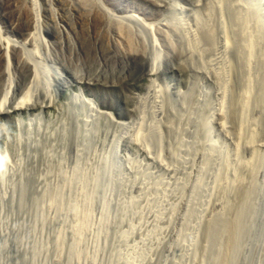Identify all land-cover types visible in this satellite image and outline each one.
Masks as SVG:
<instances>
[{
    "label": "rangeland",
    "instance_id": "1",
    "mask_svg": "<svg viewBox=\"0 0 264 264\" xmlns=\"http://www.w3.org/2000/svg\"><path fill=\"white\" fill-rule=\"evenodd\" d=\"M17 1L44 14L30 43ZM92 1L154 74L65 2L0 0L22 44L0 67V264H264V0Z\"/></svg>",
    "mask_w": 264,
    "mask_h": 264
},
{
    "label": "bare ground",
    "instance_id": "2",
    "mask_svg": "<svg viewBox=\"0 0 264 264\" xmlns=\"http://www.w3.org/2000/svg\"><path fill=\"white\" fill-rule=\"evenodd\" d=\"M34 1V0H33ZM60 2H65L66 3V5H70L77 13H78V15H83V16H85L86 18H91L92 20H93V22H94V28H100V29H103L105 32H107V33H109V34H111V43H112V49H113V51H114V53L117 55V56H119V57H121V58H123V59H128V60H126V61H129V60H132V61H134L135 60V62H136V60L137 61H139V62H141L142 63V65L143 66H146L147 68H148V70H149V73L150 74H152L153 72H155V71H153L154 70V66H155V61H153L148 55H147V53H146V49H144L145 47L143 46L144 45V43L142 44V43H138L137 41H136V37H137V39H138V32L136 33V31H135V29H134V31H133V29L129 26V25H127V24H125V23H123V22H120V21H118V20H116V19H113V18H110V16H108L106 13H104V12H102V11H99L98 10V14L97 15H93V9H94V2L92 1V0H59ZM19 1H17L16 2V4L14 5V9L15 10H13V11H15V12H17V14H20V13H24V15L23 16H21L20 15V17H19V19H17V22H15V23H13L12 24V28L17 32V34L20 36V37H22V38H24V39H26L29 43H30V41L35 37V34H36V32H39L40 33V31H41V21H42V19L41 18H43L41 15H44V14H41L40 12L39 13H37L36 11H35V9L33 10L32 8H30L29 7V5L28 4H26V2L25 3H21V2H19ZM35 3H36V1H35ZM152 3V2H151ZM155 5V4H154ZM34 6V5H33ZM38 8V7H37ZM39 9V8H38ZM37 9V11H39ZM103 9V8H102ZM43 10V9H42ZM95 10V9H94ZM43 11H45V10H43ZM249 10H247V12H248ZM19 12V13H18ZM42 12V11H41ZM49 12H50V10H49ZM251 12V11H250ZM237 13H239V12H237ZM47 14H49L50 15V13H47ZM96 14V13H95ZM222 14V13H221ZM234 14V13H233ZM236 14V13H235ZM240 14V13H239ZM243 14V13H242ZM242 14H240L239 16H241ZM250 16V15H249ZM256 16V15H255ZM133 17V16H132ZM135 17V16H134ZM242 17V16H241ZM252 17V16H251ZM238 18V17H237ZM244 18H246V17H244ZM261 18V17H260ZM260 18H258V19H260ZM40 19H41V21H40ZM44 20V19H43ZM247 20V19H246ZM250 20V19H249ZM237 21V20H236ZM242 22V21H241ZM246 22V21H245ZM257 22H258V20H257ZM260 22V21H259ZM258 22V23H259ZM160 23V22H159ZM164 24V23H163ZM238 24V23H237ZM252 24V23H251ZM260 24H262V23H260ZM260 24L258 25V26H260ZM149 25V24H148ZM162 25V24H161ZM152 26V25H151ZM151 26H150V28H151ZM154 26V25H153ZM153 26H152V28H153ZM156 26V25H155ZM154 26V28H153V30L156 32V34H157V36H158V38H159V40L163 43V44H165L166 45V48L168 49V51L170 52V51H173L174 52V49L173 50H171L172 48H173V46L172 45H174L173 43L174 42H172L170 39H172V38H170V39H168L169 37H167V35H166V33L164 32V30L163 29H161V27L159 28L158 26L157 27H155ZM164 26V25H163ZM165 27H167V26H165ZM170 27V26H169ZM172 27V26H171ZM247 27V26H246ZM261 27V26H260ZM259 27V28H260ZM261 28H263V27H261ZM260 28V29H261ZM168 29V28H167ZM170 29V28H169ZM168 29V30H169ZM264 29V28H263ZM263 29H261V31L263 30ZM148 30V29H147ZM151 30V29H150ZM237 30V29H236ZM257 30V29H256ZM165 31H167V30H165ZM176 31V30H175ZM206 31H208L207 29H205L204 30V32H206ZM211 31V30H210ZM264 31V30H263ZM262 31V32H263ZM237 32V31H236ZM239 32V31H238ZM237 32V33H238ZM246 32V31H245ZM255 32H257V31H255ZM262 32H260V33H262ZM208 33H210V32H208ZM244 33V32H243ZM259 33V31L257 32V33H255V38H256V34H258ZM264 33V32H263ZM152 34H153V31H152ZM248 34V33H247ZM242 35V34H241ZM211 36V35H210ZM237 36V35H236ZM259 36V35H258ZM263 35H261V36H259V37H262ZM142 37V36H141ZM238 37V36H237ZM243 37V36H242ZM245 37H246V35H245ZM156 38V37H155ZM229 38V37H228ZM251 38H252V36H251ZM246 39H247V37H246ZM252 39H254V37L252 38ZM251 39V40H252ZM257 39H259L258 37H257ZM263 39H264V36H263ZM157 40V39H156ZM171 41V43H172V45H171V43H170V41ZM207 40V39H206ZM211 40H213V38L211 39ZM230 40V39H229ZM228 40V41H229ZM250 40V39H249ZM251 40H250V42H251ZM260 40V39H259ZM255 41H256V39H255ZM258 41V40H257ZM260 41H264V40H260ZM33 42V41H32ZM141 42V41H140ZM142 42H144L143 40H142ZM158 42V41H157ZM160 42V43H161ZM230 42V41H229ZM253 42V41H252ZM153 43V42H152ZM155 43V42H154ZM152 44V45H155V44ZM175 43H177V42H175ZM226 43H228V42H226ZM260 43V42H259ZM261 43H264V42H261ZM243 44V43H242ZM252 44V43H251ZM162 45V44H161ZM177 45V44H176ZM229 45V44H228ZM233 45H235V44H233ZM237 45H239V44H237ZM236 45V46H237ZM249 45H250V43H249ZM260 45H262V44H260ZM259 45V46H260ZM264 45V44H263ZM262 45V46H263ZM19 46H22V44H20L18 41H16V40H14V39H9V37L8 38H6V39H2L1 37H0V67H4V68H6V70L8 69L9 70V67L12 65L11 63H12V61H11V59L13 58V56L15 57V55L17 56L18 54H17V52H18V49H19ZM244 46V45H243ZM175 47V46H174ZM242 47V46H241ZM264 47V46H263ZM154 48V47H153ZM228 48V47H227ZM234 48V47H233ZM233 48H230V49H233ZM240 48V47H239ZM243 48V47H242ZM245 48V47H244ZM246 48H247V45H246ZM250 48V47H249ZM253 48V47H252ZM259 48H261V47H259ZM156 48H154V50H155ZM164 49V48H163ZM229 49V48H228ZM176 50V49H175ZM235 50H237L236 48H235ZM244 49H242L241 51H239V52H242ZM252 51V50H251ZM250 51V52H251ZM172 52V54L174 55V53ZM234 52H237V51H234ZM245 52H246V50H245ZM19 53V52H18ZM150 53V52H149ZM166 53V52H165ZM170 54V53H169ZM171 54V55H172ZM175 54H176V51H175ZM244 54V52L242 53V55ZM247 54H249L248 52H247ZM155 55H157V54H155ZM172 55V56H173ZM233 55V54H232ZM151 56V55H150ZM152 56H153V54H152ZM234 56V55H233ZM245 56H246V54H245ZM249 56H251V53L249 54ZM254 56V55H253ZM260 56V55H259ZM258 56V57H259ZM237 57H239V56H237ZM241 57V56H240ZM255 57V56H254ZM242 58L244 59V57L242 56ZM19 59V58H18ZM247 59H250V58H247ZM259 59V58H258ZM237 60H239V58L237 59ZM241 60V59H240ZM255 60V59H254ZM257 60V59H256ZM13 61H14V59H13ZM243 61V60H242ZM241 61V62H242ZM244 61H246V59L244 60ZM248 61V60H247ZM247 61H246V63H247ZM20 63H21V61H19ZM138 62V63H139ZM230 63V62H229ZM245 63V62H244ZM248 63H250V62H248ZM263 63V62H262ZM18 65H24V66H27L28 67V63L26 62V61H22V63L21 64H18ZM241 65V64H240ZM249 65V64H248ZM252 65V64H251ZM239 66V65H238ZM241 67V66H240ZM245 67H247V66H245ZM25 68V67H24ZM248 68H250V66L248 67ZM244 69V68H243ZM2 70V69H1ZM7 70V71H8ZM250 70V69H249ZM256 71V70H255ZM22 72V71H21ZM238 72V71H237ZM149 74V75H150ZM154 74V73H153ZM249 74V73H248ZM247 74V75H248ZM250 75V74H249ZM264 76V75H263ZM243 78V77H242ZM256 78V77H255ZM242 85V84H241ZM247 89V88H246ZM29 90V89H28ZM248 90V89H247ZM247 92V91H246ZM33 93V92H32ZM26 95V94H25ZM238 95V94H237ZM243 95V94H242ZM246 95V94H245ZM243 97V96H242ZM247 98V97H246ZM248 98H249V96H248ZM24 99H25V97H24ZM28 99V97H27V95H26V99H25V101H22V99H20L22 102H20V103H12V106L10 107V109L11 110H13V111H17V110H19L21 107H22V104H23V102H26V101H28L27 100ZM5 100V99H4ZM240 100V99H239ZM247 100V99H246ZM245 100V101H246ZM249 101V100H248ZM247 102V101H246ZM250 102V101H249ZM243 103V102H242ZM13 104H15V105H13ZM234 104H236V102H234ZM238 104V103H237ZM42 105V104H41ZM239 105H241V103L239 104ZM238 105V106H239ZM243 105V104H242ZM241 105V106H242ZM9 106V105H8ZM260 106V105H259ZM234 107V106H233ZM232 107V108H233ZM245 107V106H244ZM238 108V107H237ZM237 108H235L236 109V111L235 112H237ZM247 108V107H246ZM240 110V109H239ZM239 110H238V112H239ZM245 110V109H244ZM224 112V111H223ZM237 112V114H239ZM234 113V112H233ZM235 114V113H234ZM222 116V115H221ZM221 116H220V118H221ZM222 117H224V116H222ZM241 117V116H240ZM243 117V116H242ZM242 121V120H241ZM240 122V121H239ZM244 125V124H243ZM243 125H242V128H243ZM245 127V126H244ZM256 127V126H255ZM236 131H238L237 130V128H236ZM240 132V131H239ZM239 132H238V135H239ZM258 132V131H257ZM255 133V132H254ZM253 133V134H254ZM261 133V132H260ZM237 135V134H236ZM241 136V135H240ZM251 136V135H250ZM254 136V135H253ZM264 136V135H263ZM239 137V136H238ZM238 139V138H237ZM249 139V138H248ZM258 141V140H257ZM241 143V142H240ZM252 145V144H251ZM248 148V147H247ZM251 148H249V150H250ZM254 152V151H253ZM252 152V153H253ZM251 153V154H252ZM255 153V152H254ZM253 153V154H254ZM254 156V155H253ZM23 158V157H22ZM24 160V159H23ZM252 160V159H251ZM22 161V160H21ZM250 161V160H249ZM248 161V162H249ZM246 165V164H245ZM255 166V165H254ZM234 169V168H233ZM247 169H248V167H247ZM234 171V170H233ZM218 175H220V174H218ZM244 175V174H243ZM219 177H221V176H219ZM68 178V177H67ZM243 178V177H242ZM241 180V179H240ZM243 180H245V179H243ZM70 181V180H69ZM242 181V180H241ZM66 182V181H65ZM227 183V182H226ZM244 185V184H243ZM23 187V186H22ZM46 187V186H45ZM65 187H66V185H65ZM224 187V186H223ZM243 187V186H242ZM242 187L240 188V186H239V188H240V191L238 192L240 195L242 194V192H243V190H242ZM69 188V187H68ZM246 188V187H245ZM21 189V188H20ZM226 189V188H225ZM63 190V189H62ZM238 190V189H237ZM247 190V189H246ZM220 193V192H219ZM237 193V194H238ZM236 194V195H237ZM245 194V193H244ZM243 194V195H244ZM239 195V196H240ZM249 195H250V193H249ZM222 196H224V195H222ZM227 197V196H226ZM246 197V196H245ZM250 197V196H249ZM237 198H238V196H237ZM247 198V197H246ZM50 199V198H49ZM241 199H243V197L241 198ZM245 199V198H244ZM223 200V199H222ZM239 200H240V198H239ZM246 200V199H245ZM248 200H249V198H248ZM225 201V200H224ZM238 201V200H237ZM242 201V200H241ZM55 202V201H54ZM239 202V201H238ZM240 203H242V202H240ZM234 207V206H233ZM236 207V206H235ZM226 211V210H225ZM224 211V212H225ZM234 212H235V210H234ZM233 212V213H234ZM232 213V212H231ZM240 214V213H239ZM218 216V215H217ZM219 217H221V216H219ZM226 217V216H225ZM234 217H236V216H234ZM233 216H232V218H233V220L235 219ZM224 218V217H223ZM241 218V217H240ZM209 219V218H208ZM215 219V218H214ZM219 219V218H218ZM237 220H238V218H236ZM232 220V221H233ZM243 220V219H242ZM217 220H215V222H216ZM220 221V220H219ZM222 221V220H221ZM244 221V220H243ZM224 222V221H223ZM227 222V221H226ZM236 222V221H235ZM238 222V221H237ZM208 223V222H207ZM218 223V222H217ZM228 223H230V221H228ZM227 223V224H228ZM211 224V223H210ZM213 224V223H212ZM216 224V223H215ZM219 225V224H218ZM221 225V224H220ZM233 225V223L232 224H230V226H232ZM236 226L238 225V224H235ZM209 226V225H208ZM214 227V226H213ZM217 227H219V226H217ZM240 227V226H239ZM243 227V226H242ZM205 228V227H204ZM210 228V230H211V227H209ZM235 228V227H234ZM236 228H238V226L236 227ZM207 229V228H206ZM217 229V228H216ZM225 229V228H224ZM209 230V229H208ZM215 230V229H214ZM232 230V229H231ZM213 231V230H212ZM211 231V232H212ZM239 231V230H238ZM216 231H214V233H215ZM224 232V231H223ZM232 232V231H231ZM230 232V233H231ZM236 232H237V230H236ZM236 232H234V233H231L232 235L234 234L235 235V233ZM209 232H207V234H208ZM213 233V232H212ZM213 233V234H214ZM227 233V232H226ZM225 233V234H226ZM230 234V235H231ZM238 234V233H237ZM221 235H222V233H221ZM227 235H228V233H227ZM205 237H206V234H205ZM212 237V236H211ZM236 236H234V238H235ZM217 238V237H216ZM230 238H231V236H230ZM229 238V239H230ZM215 239V238H214ZM225 239V238H224ZM228 239V238H227ZM232 239V238H231ZM230 239V240H231ZM205 240V239H204ZM208 240V239H207ZM233 240H235V239H233ZM205 242V241H204ZM229 241H227V243H228ZM231 242V241H230ZM233 242V241H232ZM233 243H235V242H233ZM211 244V243H210ZM209 245V244H208ZM231 246H232V243H231ZM227 248V247H226ZM216 249H219V248H216ZM223 252V251H222ZM226 252V251H225ZM224 252V253H225ZM203 259H204V257H203ZM219 259V258H218ZM217 259V260H218ZM219 261V260H218ZM220 261H223V260H220ZM219 263V262H218ZM217 264V263H216Z\"/></svg>",
    "mask_w": 264,
    "mask_h": 264
}]
</instances>
